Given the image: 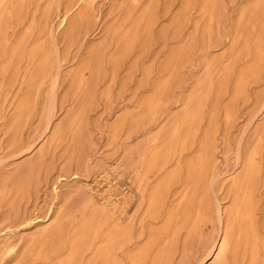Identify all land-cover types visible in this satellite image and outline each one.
Listing matches in <instances>:
<instances>
[{"label": "rangeland", "instance_id": "rangeland-1", "mask_svg": "<svg viewBox=\"0 0 264 264\" xmlns=\"http://www.w3.org/2000/svg\"><path fill=\"white\" fill-rule=\"evenodd\" d=\"M20 1L0 0V264H54L38 236L107 218L125 196L151 242L166 218L148 212L158 180L141 171L158 154L157 175L178 173L164 214L186 192L206 210L205 242L176 264L206 256L220 218H243L252 155L264 245V0H87L64 22L72 0Z\"/></svg>", "mask_w": 264, "mask_h": 264}, {"label": "bare ground", "instance_id": "bare-ground-1", "mask_svg": "<svg viewBox=\"0 0 264 264\" xmlns=\"http://www.w3.org/2000/svg\"><path fill=\"white\" fill-rule=\"evenodd\" d=\"M86 1L87 0H72L70 8L65 13L62 22L66 21L71 11L77 9ZM18 2L20 3L21 1L18 0ZM22 2L25 3L26 1L23 0ZM18 5L19 4H17V6ZM21 10L23 11V9ZM46 60L39 65L38 69L40 72L47 69L49 61ZM159 155L160 154L155 157L151 155L152 158L148 160L146 170L144 172H142L143 170L141 171L143 180H149V182L150 179L158 180L156 184L151 187L148 212H150L154 218H160L161 215L166 218V223L163 228L156 230L152 234L153 237L151 242L139 246L138 234L136 233L134 223L130 222L132 219L127 221L128 218H132L131 216L128 217L132 199L129 196H125L122 200L119 198L120 202L113 205L115 208L107 218L98 216L100 219H97V216H95V220L92 219L94 218L92 216L87 224L80 222L82 225L75 231H65L61 228L58 232L43 233L38 236L33 244L36 245V242L40 243L41 248L39 249H41V254L45 253L43 254L45 260L54 264H84V259L88 257L87 264H145L151 259L155 244H160L158 252L151 259V264H176L177 254L180 251H185L191 241L198 239V242L204 243L206 239L204 237L203 227L206 224L207 218H202L206 211H204L205 206L203 202L196 205L193 198L187 196L188 194L186 192L184 198L179 201L175 208L164 214L169 195L172 191L171 187L174 184L173 181L177 178L178 173L173 172L165 176L157 175L160 170H157L159 168L157 166L163 161L162 157H160L161 155ZM252 156L250 157L246 173L239 179L236 189L235 206L232 210V213L241 214L243 218H228L227 221H225V218H220L221 231L217 236L212 237L210 241L207 240L206 256L200 259L196 264H204L206 261L205 258L211 254L215 255V259L217 258L215 264H264L263 237L256 224V218H250L255 204L254 198L256 196V190L258 189V173L254 167ZM28 180H30V178ZM175 189L174 191H176ZM57 194H59L58 191ZM117 208H119V210ZM103 210L104 209H102V214L104 213ZM217 211L219 213L218 217H222L224 213H226L225 209L220 205ZM93 213L92 211V214ZM97 213L94 214L97 215ZM104 214L106 217L107 213L105 212ZM88 215L91 216L90 214ZM84 216L80 217L82 218ZM215 221H217V219ZM183 231H186L187 240L184 244V248L180 249ZM163 237L164 239L167 238L164 244L161 243L163 242ZM8 247L10 251H15L16 245L10 244ZM29 254H31V252L29 253L28 251V255Z\"/></svg>", "mask_w": 264, "mask_h": 264}]
</instances>
